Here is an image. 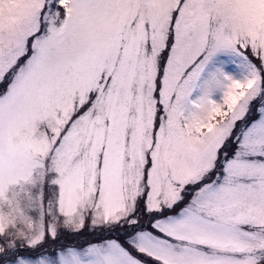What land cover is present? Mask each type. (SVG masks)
Here are the masks:
<instances>
[{
	"label": "snow or ice",
	"instance_id": "6c2138e0",
	"mask_svg": "<svg viewBox=\"0 0 264 264\" xmlns=\"http://www.w3.org/2000/svg\"><path fill=\"white\" fill-rule=\"evenodd\" d=\"M0 264H264V0H0Z\"/></svg>",
	"mask_w": 264,
	"mask_h": 264
}]
</instances>
